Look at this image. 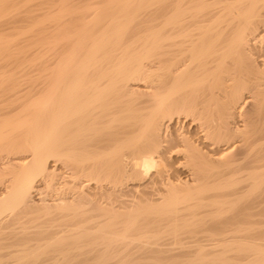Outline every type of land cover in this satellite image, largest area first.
Masks as SVG:
<instances>
[{"label":"bare ground","instance_id":"1","mask_svg":"<svg viewBox=\"0 0 264 264\" xmlns=\"http://www.w3.org/2000/svg\"><path fill=\"white\" fill-rule=\"evenodd\" d=\"M67 1L0 72V264H264V0Z\"/></svg>","mask_w":264,"mask_h":264},{"label":"rangeland","instance_id":"2","mask_svg":"<svg viewBox=\"0 0 264 264\" xmlns=\"http://www.w3.org/2000/svg\"><path fill=\"white\" fill-rule=\"evenodd\" d=\"M32 1V0H31ZM30 0H18L16 3H17V5L15 4V7H17V6H20V7H17V8H19V9H21V12H20V14L19 15H16V10H18V12L17 13H19V9H17V8H15L13 5L14 4H8V5H6V6H3L1 9H0V20L1 21H3V23L2 24H4V25H1L0 24V26L3 28H0V35H4V36H2V38L4 39H2L1 37V41H0V43L2 44V45H4V47H5V45L7 46V47H11L10 49L9 48H7L6 47V49H4V47L2 46V48L4 49H2L1 47H0V50H2V51H0V72L1 73H12L11 71H13L14 69H15V71L18 73V74H21V73H29V74H33L32 72H36V70H35V66H36V63H37V47H36V42H45V41H39L38 39H35V37H40V33H38V30H35L34 32L32 31L33 30V27H32V29L30 30H28V26H30L31 24H33V20H34V18H38L39 17V15H41L42 16V14L43 13H45V12H47V13H50V11H52V12H56V11H58L59 9H60V5L62 4L61 2H62V0H34V1H32L31 2ZM37 1V2H36ZM46 1V2H45ZM47 1H48V3H47ZM73 1V2H72ZM85 1L86 0H68L67 1V3H68V6H69V4L71 5V6H81L83 3H85ZM90 1H92V2H94L93 0H90ZM97 1H99V0H97ZM96 0H95V5H96V2H97ZM76 2V3H75ZM19 3V4H18ZM24 3H27V4H24ZM37 3V4H36ZM39 3V4H38ZM71 3H73V4H71ZM98 3V2H97ZM94 4V3H93ZM11 6V7H10ZM12 6H13V8H12ZM62 6V5H61ZM23 7V8H22ZM34 7H36V8H34ZM55 7V8H54ZM4 8V9H3ZM5 8H7V9H5ZM10 8H12V10L10 9ZM53 8V9H52ZM10 9V10H9ZM35 9V10H34ZM7 10H9V12L7 11ZM3 11V12H2ZM23 12V13H22ZM26 12V13H25ZM51 12V13H52ZM3 13V14H2ZM12 13V14H11ZM29 13V14H28ZM32 13V14H31ZM42 13V14H41ZM4 14H6V15H9V16H6V15H4ZM22 14V15H21ZM30 14H31V16L33 15H35V14H37V15H35V17H33L32 16V18H31V16H30ZM25 15H27L26 16V18H25ZM6 16V17H5ZM17 16V17H16ZM20 16H23V17H20ZM27 17H28V19H27ZM10 18V22L11 23H9V19ZM20 18V19H19ZM5 19L8 21H6V23H5ZM12 19H14V20H12ZM33 21H31V20ZM28 20H30V21H28ZM36 20V19H35ZM0 21V22H1ZM14 22V23H13ZM31 23V24H30ZM6 24V25H5ZM29 24V25H28ZM76 23L75 22H73V24H71L70 25V27L71 28H73V29H76V27H74V26H76L75 25ZM7 25H9L10 27H7ZM12 25V26H11ZM24 25H26V27L24 26ZM5 26H6V28H5ZM21 27H24V29H26V30H23V28L21 29ZM20 30H19V29ZM9 31H8V30ZM16 29V30H15ZM18 29V30H17ZM50 29V28H49ZM49 29H48V31H49ZM1 30H2V32H1ZM5 30H6V32H5ZM14 33H13V32ZM20 31V32H19ZM32 33H31V32ZM37 31V32H36ZM4 32H5V34H4ZM9 32H12L11 34L9 33ZM15 32H16V34H15ZM27 32L28 34H26V35H28V36H26L25 35V33ZM7 33V34H6ZM20 33V34H19ZM77 34H78V31L76 32ZM76 33H74V34H76ZM37 34H39V35H37ZM77 34H76V36H77ZM8 35H10V36H7ZM11 35H13L12 37H11ZM32 35H34V36H32ZM18 36V37H17ZM76 36H74V37H76ZM11 37V38H10ZM15 37H16V39L18 40V42H16L17 40L15 39ZM22 37H24V38H22ZM72 38H74L73 36H71ZM5 38H8V39H6V40H8L9 41V39H12V40H10L9 42L7 41H5ZM14 39V40H13ZM19 39H21L22 40V42L23 43H21V40H19ZM59 39V38H58ZM2 40L6 43H4V42H2ZM11 41H12V43H11ZM20 41V42H19ZM58 42H62L63 40H62V38L60 39V41L59 40H57ZM16 42V43H15ZM54 42H56V41H54ZM17 43H21L20 45L18 44L17 45ZM9 44V45H8ZM23 44V45H22ZM22 46V47H21ZM28 49V50H27ZM11 50V51H10ZM33 50V51H32ZM4 51V52H3ZM22 53H21V52ZM14 53V54H13ZM16 54V55H15ZM27 55V56H26ZM20 56V57H19ZM26 56V57H25ZM35 56V57H34ZM19 57V58H18ZM23 57V58H22ZM25 57V58H24ZM9 58V59H8ZM16 58H18V59H16ZM7 59V60H6ZM21 59H23V60H21ZM24 59H25V61H24ZM5 60V61H4ZM28 60H29V62H28ZM21 61H22V63H21ZM24 61V62H23ZM4 62H6V63H4ZM27 62V63H26ZM11 63V64H10ZM26 63V64H25ZM35 63V64H34ZM2 64V65H1ZM12 65V66H11ZM20 65V66H19ZM22 65V66H21ZM7 66V67H6ZM5 68V70H4V68ZM19 67L21 68V69H19ZM14 68V69H13ZM12 69V70H11ZM22 70V71H21ZM25 71V72H24ZM262 240H264V236L262 237ZM261 240V241H262ZM222 262V261H221ZM220 262V263H221ZM219 263V262H218ZM217 263V264H218ZM221 264H223V263H221ZM224 264H227V263H224ZM228 264H231V263H228Z\"/></svg>","mask_w":264,"mask_h":264}]
</instances>
